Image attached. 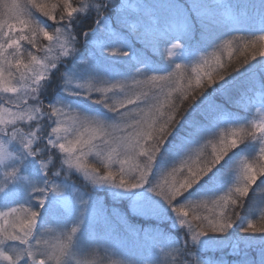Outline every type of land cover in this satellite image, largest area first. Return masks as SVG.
I'll return each instance as SVG.
<instances>
[{"label":"snow or ice","instance_id":"obj_1","mask_svg":"<svg viewBox=\"0 0 264 264\" xmlns=\"http://www.w3.org/2000/svg\"><path fill=\"white\" fill-rule=\"evenodd\" d=\"M207 8L201 0H191L187 7L171 0L166 5L153 6L145 22L139 17L130 18L128 6L117 0H0V93L5 94L0 99V165L10 169L0 182V264H67L68 258L74 257L77 227L54 241L46 239L39 227L67 199L62 185L55 182L64 174V165L69 172L74 168L83 172L93 184L129 190L152 184L156 175H161L162 182L150 191L163 198L191 240L192 248L186 239L182 247L174 249L186 257L180 264H201L193 246L205 237L233 238L236 243L232 246L240 257L234 264H264V211L258 220L249 218L257 213L253 203L247 217L237 211L244 210L245 198L255 190L258 178L264 177V34L254 39L220 38L215 50L201 57L191 69L194 75L189 76L185 75L186 66L175 61L171 71L153 65L146 51L137 50L122 35L125 30L129 35L134 33L151 47L152 55L172 58L182 52L185 39L193 33V16L200 17ZM41 17L54 22V26ZM86 18H91L94 25L87 30L80 27ZM41 37L48 42L46 45L40 44ZM22 42H27L31 50L22 51ZM82 46L92 49L87 60L78 59ZM225 52L227 61L223 58ZM233 52L240 57L236 65L231 63ZM118 62L150 65L151 70L135 68L143 79L111 78ZM65 65L62 79L66 95L45 104L41 97L52 77ZM81 66H86V74L95 83L73 86L74 79L84 78ZM242 69L250 70L247 78L253 87L259 78L260 118L243 124L230 123L231 117L224 120L227 127L215 133L214 141L188 149L170 168L161 167L157 173L163 154L171 156L175 154L172 149L184 147V138L174 143L177 137L173 134L190 109L191 119L186 122L189 136L201 138L207 136L203 121L213 120L224 110L212 101L211 94L206 95L207 86L216 85L213 93L231 99L229 92L236 80L233 72ZM149 72L165 74L148 75ZM93 93L99 98L93 100ZM72 97H84L111 115L75 107L69 100ZM198 98L200 104L195 109L194 104L183 107L189 99ZM253 140L260 141L259 154L239 159L236 184L222 195L186 198L197 185L209 190L221 188L224 169L241 146ZM13 142L21 151L10 149ZM209 145L211 152L205 155ZM56 149L65 155L61 169L52 171L48 152ZM93 155L99 166L85 163ZM29 157L35 158L33 163H40V180L22 174ZM33 200L38 204L34 205ZM5 208L7 211L2 210ZM133 211L157 214L154 207L136 203ZM238 223L239 235L233 236ZM249 250H255L257 256L249 258ZM113 264L127 262L118 260Z\"/></svg>","mask_w":264,"mask_h":264},{"label":"rangeland","instance_id":"obj_2","mask_svg":"<svg viewBox=\"0 0 264 264\" xmlns=\"http://www.w3.org/2000/svg\"><path fill=\"white\" fill-rule=\"evenodd\" d=\"M45 2H50V0H45ZM170 2L171 0H117V3H124L128 6V12L130 14V18L135 19L139 17L143 19L145 22L149 20V12L152 11L153 6L155 5L160 6L161 4L166 5L167 3ZM188 2L190 4L191 0H188ZM225 2L226 0H213L212 2H210L211 6L209 7V3H205V0H201V3L207 5L208 8L206 9V12L204 14H202L200 17H197L199 20L198 23L199 29H201L204 33L209 35L212 33L213 27L217 28L220 26L222 28L232 29L234 26L253 23L252 20L246 19L242 15L231 14L230 12L225 11L224 8ZM41 19L46 20L49 25L54 26V22L47 20L46 18L43 17H41ZM124 33L126 34V38L129 40V43H132L134 47L137 48V50L147 52L148 47L150 46L145 44V42L142 39H139L134 33L129 35L127 30H125ZM22 45H23L21 49L22 51L24 49L31 50L27 45V43L22 42ZM188 49L189 48L185 46L182 52L178 51L177 54L172 58H169L167 56H160L159 54H157V56L162 57L161 61L164 62L163 65L166 66L167 68H172V66L175 67V63H179L186 66L185 73L193 74L191 72V69L200 60V58L208 56L211 52L215 50V48L213 49L210 48L205 53L197 52L189 56L186 52V50ZM90 54H93L92 49L88 46H84L82 49H80V55L78 59L87 60ZM236 56H239V54L237 52H233L232 60L235 59ZM223 58L225 61L228 60L227 52L223 53ZM172 61H175V63H172ZM120 63H124V62H120ZM136 65L137 67H140L142 69L144 68L145 71L148 70L145 68L146 65L143 64H136ZM157 67L163 68L162 66H157ZM66 69H67V65L62 66L60 72L56 73V75L52 77L51 83L49 84L46 90V91H50L52 96H50L49 99H46L44 97L46 95V91H45L44 95L41 97V99L44 100L45 104L52 102L54 98L58 95H62V94L66 95V93L63 92V79H62V75L66 71ZM85 69L86 66L80 67L79 71L84 78L74 79L73 86H75L76 83H82L85 85H87L89 82L95 83L94 78L92 76L87 75ZM127 69L128 67L126 66L120 67L118 65V67L113 69V71L110 73V76L111 78L131 81L133 77H125L122 75L124 71ZM114 73L117 75H115ZM132 73H135L134 76L138 79L144 78L142 75L137 74L135 70H132ZM247 74L249 75L251 74L250 70H247ZM148 75L151 74L148 73ZM111 78L105 77L104 79L107 80ZM246 82L249 83L248 78L246 79ZM254 88L256 90V93L254 94L253 99L244 98L240 100L239 104L245 109L255 104L254 109L252 110L251 113V117L252 119H259L260 113L257 112V109L261 108V104L259 103V99L261 95L259 78H257ZM4 95L5 94L0 93V99H3ZM229 97L232 98V95H229ZM97 98H99V94L93 93V100ZM69 100L75 107L88 109L93 114L103 113L105 115H111L110 113H107V110L103 109L102 106L95 105L84 97H72L69 98ZM225 100L230 101L231 99L226 98ZM231 102H233V100ZM220 106H222L224 110L218 112L213 120L208 121L209 122L208 124H206V121H203L205 128L207 129V136L201 138V137H191L188 135L189 138L184 141V147L182 149H180L179 151L172 149L171 151L175 152L174 155L168 156L167 154H163L161 156L159 165L156 169L157 173L159 172L161 167L170 168V166L176 161H178L187 152L188 149L191 148L195 149L198 147H202L204 144L207 143L208 140L214 141L216 139L215 133H218L222 131L225 127H227V124L223 123V121L230 118V115L226 114V104H222V105L220 104ZM187 119L188 118H185L184 120L181 121V126L178 127L177 132L185 126V122ZM197 119H200V116ZM229 122L232 123V120H230ZM25 130L27 129L25 128ZM187 132L188 131H186V133ZM177 141H178V137H177ZM256 141L257 140L249 141L246 142L244 145H242L241 150H238V154L234 157L235 159L230 161L228 166L224 169L222 175V185H226L227 189L225 190V187L222 190L218 188L212 189L210 194L202 195L201 198L215 196L219 194L222 195L224 191H227L228 188L232 187L234 184L238 182L239 180L238 161L241 157H248L249 159H251L259 154L258 152L261 145L260 142L257 143ZM9 147L14 152L21 151L19 145L16 144L15 142L11 143ZM204 152L205 155H208L211 152V145H209L204 150ZM64 155L65 154L61 152L59 149L49 150L48 156L51 157V162L49 163V167L52 169V171H57L61 169V162L64 159ZM34 160L35 158L33 157L28 158V160L26 161L25 168L22 170V174L28 176L30 179L38 180V178H41L43 176V173L40 170L39 161H35L33 163L32 161ZM45 162L47 163L48 160L46 159ZM85 163H94L99 166V161L95 157V155L87 157ZM63 167L64 169L62 171L64 172V174L56 178L55 182L62 185V187L64 188V197H66L67 199L65 201H61L60 204L57 205L56 213L58 214V216L61 217V220L55 221L54 225L52 226V221L48 220L47 218V221L44 224L39 225V227H43V229H45L44 232L41 231L42 233H44L45 238L54 241L55 238L57 237L55 236L56 234L55 232H58V227L60 228V234H62V237L70 233L72 227H77L78 232L73 237V240L75 242L74 244L79 245L82 243V241L91 242L93 238L95 237L99 238L98 245H91L92 251L100 250L98 254V264H113V261H118V260H124L127 262V264H153L152 262H150L151 260L150 256H152L154 252L149 248L156 249L157 248L156 246L160 244L154 245L151 239L157 235L159 238H161L160 235L162 234L163 231L160 230L158 231V233L152 234L153 231H151L147 227L141 230L133 231L127 225L128 223L126 221L127 214L121 212L120 210H118V208H121L122 210L125 209L126 211L131 213L132 216H135L137 218L138 221L134 226H136L141 222L147 223V225L162 224L164 220H170V219L173 220L174 223L179 225L175 213L167 205V203L163 200V198L158 196L156 193L150 191V189L154 187L156 183L162 182L163 177L158 174L156 175L155 180L153 181L152 184L151 183L146 184L144 185L143 188L140 189L129 190V189L118 188L112 184H101V185L93 184L90 180L85 178L83 172L75 168L69 172L67 171V165H64ZM113 170L115 171V168H113ZM5 171H10V169H5L2 165H0V182H3V180L5 179L4 177ZM149 179L152 180V177L150 176ZM259 179H264V177L258 178L257 184L253 185V189L255 190L252 191V196L256 199L255 201L257 203L253 205H255L256 207L260 206L261 208H263L264 183H259ZM196 188H194L191 192L186 194V198L191 195H194L195 197L200 195V193L198 194L196 193ZM259 189L261 190L257 191ZM201 198L198 197L195 198L194 200ZM52 199L53 198L50 197V200ZM178 199L182 200V197ZM32 202L34 205L38 204V202H36L35 200H33ZM134 203L139 205H146V206L150 205L151 207L157 209V214L145 215L133 211ZM15 207H19V205L18 206L15 205ZM110 209L112 210L110 211ZM2 210L7 211L6 208ZM110 213L117 215L118 222H120L123 225L121 227H118V230H120L118 234L119 235L118 238L104 231L95 233L94 231L95 228H93L94 223L99 222V220L105 219ZM52 215L54 218L55 214L53 213ZM56 224L58 225V227L55 226ZM89 224L91 226L90 227L91 231H88L85 228V225L89 226ZM180 227L181 226L179 225V228ZM88 232L90 233V235L88 234ZM167 237L173 238L171 236H167ZM139 239H143L144 241H141ZM163 240L165 241V236ZM166 241L167 243L165 244V246L167 248L166 247L159 249L157 248L158 258L156 257L154 258L155 262L159 261L160 264L165 263L164 259H161V257H163L165 248L168 251L169 247H172V245L175 243L174 240L172 241L171 239H166ZM231 241H233L232 238H229L226 241L225 239L219 240V239H212L209 237H205L202 238L200 244L208 245V246L213 244L212 245L213 247L221 250L223 247H225V245L230 244ZM161 244H164L163 241ZM196 249H200V246L197 247ZM249 251L252 252L253 250H249ZM80 254H81V258H84L85 253L80 252ZM139 254L142 256L140 260H139ZM75 257L76 255H74V257H69L67 260V264H72L71 262L75 259ZM107 258L110 259V262H108Z\"/></svg>","mask_w":264,"mask_h":264},{"label":"trees","instance_id":"obj_3","mask_svg":"<svg viewBox=\"0 0 264 264\" xmlns=\"http://www.w3.org/2000/svg\"><path fill=\"white\" fill-rule=\"evenodd\" d=\"M211 2V0H205V3H209ZM239 10H241L242 8L239 7L238 8ZM46 21V20H45ZM47 23V21H46ZM48 24V23H47ZM89 25H92V19L91 18H86L84 19L81 24H80V27L81 28H84L85 30H87L88 26ZM94 26V25H92ZM81 39V43L83 44V37L80 38ZM23 43H27V42H23ZM47 41L44 40L42 37L40 38V44L41 45H46ZM84 46H82L81 48H83ZM239 59L240 57L239 56H236L235 59H233L231 61V63L233 65H236L239 63ZM260 57L257 56V60H259ZM250 63H255V61H252L250 59ZM137 67V65H131L130 66V70H135V68ZM244 69H242L239 73H235L233 72V76H238ZM216 85H209L207 86L206 88V95L208 94H211V99L213 98H220V95L219 93H213V88H215ZM50 91H47L46 94H49ZM50 95V94H49ZM203 99V98H201ZM189 104H194L193 105V109H195L197 107V105L200 104V98L196 99L195 101L189 99V101H186L183 105L184 108H188V105ZM192 113V109L189 110V115H186L185 118L188 116L190 117ZM187 122V121H186ZM235 151V150H234ZM231 154V153H230ZM199 189V191H204L203 189H208V188H201V186H197L196 188V191ZM209 192H211L209 190ZM194 198H197L195 197L194 195H191V198L190 199H194ZM256 199L252 196V191L250 190V193H249V198H245V208L244 210H237L240 212V215H244L245 217H247L248 215V209H249V206L251 205V203L253 204H257ZM256 209H257V213L254 214L256 215L255 217H249V218H254V219H257L259 218V214L261 211H264V207L261 208L260 206H255L253 205ZM156 228L155 230L157 231H160L162 230L164 232V236H165V241L163 240L164 239V236L161 235L159 238L158 236H154L151 240L152 242L155 244H160V245H157L156 247L159 249V248H163V247H166L165 244L167 243L166 239H171L172 241L174 240V244L172 245V247H169L168 251L166 250L165 248V251H164V254H163V257H161V259H164L165 263L163 264H180L181 261H183L184 259H186V257L182 254L178 255L174 249L177 248V247H182L184 245V241L187 239L188 240V247L189 248H192V245H191V240H190V236H186V232H187V229L186 228H179V225H177L176 223H174L173 220H164V223L163 224H155ZM241 226V223H238L236 227H234V229L232 230L233 231V236L236 235L239 227ZM40 230H41V227H40ZM239 235V233H237ZM167 236H171L173 238H168ZM161 239V240H160ZM229 239V238H228ZM228 239H225L226 241ZM233 239V238H232ZM163 241L164 244H161ZM236 243V241L233 239V241H231L230 244L228 245H225V247H223L221 250L218 249V248H215L213 247L211 244L210 246L208 245H201V244H197V245H194L193 247L195 248L194 251L196 252V259H198L201 264H234L235 261H237L240 257L239 255L237 254V251L233 248L232 245H234ZM200 246V249H196L197 247ZM212 246V247H211ZM155 249V248H152L151 250L154 252V254L152 256H150L151 260L150 262H152L153 264H160L159 261L155 262V257H157V254H158V249ZM256 251L253 250L252 252L249 251L248 252V256L249 258H253V257H256L257 256V253H255ZM141 255L139 254V260L141 259Z\"/></svg>","mask_w":264,"mask_h":264},{"label":"clouds","instance_id":"obj_4","mask_svg":"<svg viewBox=\"0 0 264 264\" xmlns=\"http://www.w3.org/2000/svg\"><path fill=\"white\" fill-rule=\"evenodd\" d=\"M79 264H98V260L96 258H85L78 261Z\"/></svg>","mask_w":264,"mask_h":264}]
</instances>
